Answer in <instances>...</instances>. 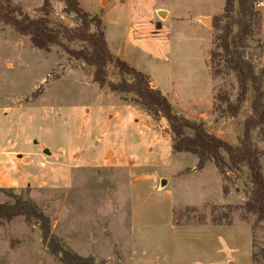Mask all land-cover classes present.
I'll return each mask as SVG.
<instances>
[{
    "label": "rangeland",
    "instance_id": "374dc122",
    "mask_svg": "<svg viewBox=\"0 0 264 264\" xmlns=\"http://www.w3.org/2000/svg\"><path fill=\"white\" fill-rule=\"evenodd\" d=\"M11 1L32 17L40 16L38 9L44 3V0ZM171 1L177 5V15L184 18L173 22L172 32L171 70L176 78L173 82L181 93L188 85L200 87L205 81L203 70L211 68L210 50H215L216 44L214 17L223 14L226 0ZM49 2L54 9L51 16L54 22L76 27L75 15L63 13L65 0ZM87 4V0H80L82 10L86 11ZM260 4H263L257 6L260 19L246 52V59L257 71L264 68V0ZM91 9L95 12V7ZM203 13V20L199 17L197 23V17ZM68 46L79 50L85 45L73 42ZM83 64L72 59L62 47H53L49 53L36 49L29 38L0 23V107L14 105L18 109L13 114L18 118L16 123L1 121L0 113V150L4 148L3 151L12 154L10 164H21L20 170L30 174L37 171L34 165L37 156L44 163L41 165L44 169L53 164L56 169L65 168L55 178L46 177L44 172L46 184L41 189L42 183H35L33 192L27 186L0 187V203L14 204L15 198L31 200L50 219L52 232L63 246L80 256L93 257V264H228V260L234 264H264V224H255L252 244L251 226L255 217L247 222L249 225L238 221L243 220L244 211L237 206L246 200L250 187L247 169L227 173L230 192L225 194V179L213 162L196 170L195 155H172L160 134L153 131L142 134L138 127L131 125L114 126L113 131L119 133L115 139L121 149H128L135 157L136 165L141 167L139 173L132 175L127 172L128 168L112 165L109 160L113 151L100 162L106 154L102 144L88 158L92 166L85 167L80 162L66 164L65 159L72 157L76 148L90 145L84 139L82 143L78 135L87 134L90 124L95 125L98 133L105 128L108 114L123 105L116 96L93 83L91 67ZM170 74H160L167 87L172 84L168 80ZM107 75L112 82L120 81L113 66L108 67ZM218 91L228 92L234 98L235 76L225 72L215 79L214 94ZM253 96L250 92L236 121L226 119V124L215 127L217 134L232 145H239L243 119L251 111ZM3 124L16 127L7 131ZM17 131L20 137L16 138ZM101 139L105 143L109 141L107 134ZM26 141H30L28 145ZM252 141L264 154V141L258 129L253 131ZM35 143L57 152L59 157L49 161ZM3 156L6 154H0V158ZM23 157L27 159L22 160ZM261 161L264 172V155ZM76 165L84 166L87 171L74 169ZM143 174L154 175L156 184L162 183V178L169 184L165 190L158 191L152 183L138 182L137 177ZM223 206L237 207L230 213L232 221L222 219L223 214L231 211L223 210ZM219 222L232 224L197 225ZM197 239L213 240L212 253L202 257L193 253ZM0 264L63 263L42 241L36 221L18 217L0 224Z\"/></svg>",
    "mask_w": 264,
    "mask_h": 264
},
{
    "label": "trees",
    "instance_id": "16d2710c",
    "mask_svg": "<svg viewBox=\"0 0 264 264\" xmlns=\"http://www.w3.org/2000/svg\"><path fill=\"white\" fill-rule=\"evenodd\" d=\"M261 1L226 0L223 14L214 17L217 35L215 50H210L212 76L217 79L227 72L235 76L237 83L234 98L228 92L218 91L215 94L214 122L218 124L225 119L236 118L249 93L253 92L254 95L251 115L244 122L238 146L209 133L205 122H194L176 113L169 99L160 90L152 88L149 76L114 56L109 49L101 17L82 10L80 0H65L63 13L75 15L77 25L74 28L52 20L54 9L49 0H44L38 9L40 16L37 17L24 13L23 8L11 0H0V23L11 26L18 34L29 38L34 48L46 53L51 52L53 47H62L72 59L94 68L93 82L101 88L107 87L118 94L133 95V100L149 115L155 119L164 118L174 135V152L195 155L198 159L197 170L213 162L225 179V194L230 192V186L226 184L227 173L247 169L250 175L249 191L246 200L237 207L244 211L242 222L247 223L251 217H255L254 225L251 226L254 233L255 224H264V172L261 161L264 154L252 141V133L257 129L264 141V68L257 71L255 65L246 59V52L255 35V25L260 19L257 5ZM73 42H81L85 46L79 50L71 49L68 44ZM217 61L220 62L218 65ZM109 66L117 69L120 77L118 83L108 79ZM234 207H222L223 210H231L223 214V220L232 221L230 213L237 208ZM18 217H24L28 222L36 221L42 233V241L61 263L93 264V257L80 256L63 246L52 232L50 219L31 200L15 198L14 204L0 203V224ZM254 258L253 252V262L256 261Z\"/></svg>",
    "mask_w": 264,
    "mask_h": 264
},
{
    "label": "crops",
    "instance_id": "0c3cea01",
    "mask_svg": "<svg viewBox=\"0 0 264 264\" xmlns=\"http://www.w3.org/2000/svg\"><path fill=\"white\" fill-rule=\"evenodd\" d=\"M87 3L88 4L84 6L86 12L90 13L91 15H99L101 17L105 26L106 40L109 49L114 56L120 58L130 66L136 68L138 71L149 76L152 88L160 90L169 99L176 113L194 122H205L206 129L209 133H212L217 137L225 140V138H222L217 134L218 131L215 130L217 124L213 120H211L214 119L213 105L215 97V79L212 76L210 68L208 67L207 69L203 70V73H205V81L204 83L200 81V87H197L195 84H192L191 87L188 85L186 89L182 90V92L179 93L175 86L176 78L171 70L172 55L174 49L172 36L174 27L173 22L182 21L184 20V18L177 15V5H175L173 1L87 0ZM94 7L95 12L90 11L92 10L91 8ZM203 15L204 13L200 14L197 17V23L199 17ZM200 19L203 20V17H201ZM90 71V76L93 80L94 68L91 67ZM162 72L171 73L168 77V80L172 81L171 87H167V84L164 85V81L163 79H161L162 76L160 75ZM93 83L97 84L95 82ZM103 89L108 91L109 94L116 96L117 100L120 101L123 105L119 106L116 111L110 112L108 114L109 119L105 125V128H103L101 131L95 133V125L90 124L87 134L80 136L78 135V138L80 137L79 140L81 142H84L85 140L87 141L86 143L89 142L90 145H88V147L86 146V148H76L75 152L72 153V157L65 159L66 164L72 162H80V165H84L85 167L92 166V161H90V159L88 158H91V154L94 151L98 152V150L100 149L99 144H102V146H105L106 148V154L103 155L100 162L107 158V155L110 153V151H113V155L109 160L113 162L112 165L126 167L128 168L127 172H130L132 175L135 172L139 173L141 167H138V165H136L135 157L132 156L131 153H129L128 149H121L120 143H116L115 138H117V135H119V133L117 131H113L114 126H136L141 130L142 134H144V132L146 131H153L156 134H160L163 140L168 143L169 150L172 155L190 154L174 152V135L170 131L169 125L164 118L160 117L159 120L153 118V116L149 115L142 106L134 102L133 95L118 94L108 90L109 88L107 89V87H104ZM198 104H200L201 106H197ZM56 109L58 110V108ZM16 112H18V109L14 105L0 107V113H2L3 115L2 120L1 118L0 120H9V122L11 123H16L18 121V118L16 115H13ZM250 115L251 111L247 116H244V121H242L245 122V120ZM237 119L238 117L235 119H228V122H231L232 120L236 121ZM226 122L227 120L225 119L220 123L224 125L226 124ZM15 127L16 126L3 124V128L7 131L9 129H15ZM187 133L191 134L190 131H188ZM105 134L108 135L109 139L107 143H105V141L101 139V136H104ZM14 137H20V131H17ZM33 141L37 142L35 140ZM29 142L30 141H26L24 143L25 145H28ZM35 145L40 144L35 143ZM39 147L42 152H45V154H47V157H49V161H55L59 157L57 152L48 149L46 146L40 145ZM3 150L4 148L0 150V154H6V156L1 157L2 159L0 158V187H12L20 189L23 186H27L30 187L33 192L36 189L34 186L35 183L41 182L43 185L41 189L44 187V184H46L43 180L44 172L45 175L47 174L46 177L55 178L56 176L63 174V170L65 169H56L57 167H55L54 164L52 167L44 169L41 166L44 163H41L42 161L37 156L36 158H34V161L36 162V164L34 165L37 171L33 174L23 172L20 170L21 164L13 166L9 163V161L12 160V154ZM16 156L19 160H21L20 154H17ZM26 159V157L22 158V160ZM28 159L30 160V158ZM114 162L117 164H115ZM83 163H86L87 165ZM80 165H76L74 169H80L79 171H87L86 168L84 169V166ZM218 173L220 174V176H222L219 171ZM137 180L138 182L152 183L154 187L156 186L158 191L165 190L169 184V182L165 181L163 178L161 179L162 183L160 181V183L156 184V179L152 174L139 175L137 177ZM238 221L242 222L241 220ZM197 225H212L216 227L227 226L226 224L221 225L215 223ZM196 241L197 242L194 243L192 252L198 254V257H202L204 256V254L212 253L215 247V242L213 240L197 239ZM228 264H234V262L232 260H228Z\"/></svg>",
    "mask_w": 264,
    "mask_h": 264
},
{
    "label": "built area",
    "instance_id": "2783aa9c",
    "mask_svg": "<svg viewBox=\"0 0 264 264\" xmlns=\"http://www.w3.org/2000/svg\"><path fill=\"white\" fill-rule=\"evenodd\" d=\"M260 5H263V4H260V3H259L257 6L259 7Z\"/></svg>",
    "mask_w": 264,
    "mask_h": 264
},
{
    "label": "water",
    "instance_id": "95a60500",
    "mask_svg": "<svg viewBox=\"0 0 264 264\" xmlns=\"http://www.w3.org/2000/svg\"><path fill=\"white\" fill-rule=\"evenodd\" d=\"M207 23L210 24V21L208 20Z\"/></svg>",
    "mask_w": 264,
    "mask_h": 264
}]
</instances>
